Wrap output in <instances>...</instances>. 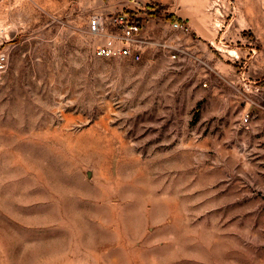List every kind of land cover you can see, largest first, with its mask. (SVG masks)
<instances>
[{"label":"rangeland","instance_id":"rangeland-1","mask_svg":"<svg viewBox=\"0 0 264 264\" xmlns=\"http://www.w3.org/2000/svg\"><path fill=\"white\" fill-rule=\"evenodd\" d=\"M122 1L0 0V264H264V0Z\"/></svg>","mask_w":264,"mask_h":264},{"label":"built area","instance_id":"built-area-1","mask_svg":"<svg viewBox=\"0 0 264 264\" xmlns=\"http://www.w3.org/2000/svg\"><path fill=\"white\" fill-rule=\"evenodd\" d=\"M100 16L92 17L88 22V29L92 33L100 32L102 29L103 21ZM112 24L117 25L120 28V32L117 33V46L103 45L99 46L95 50V54L100 57H113L123 56L131 57L134 60L140 58L139 54L135 52V49L141 43V25L131 22L130 18L126 14L117 15V18L112 19ZM178 27L177 23L173 24ZM243 86L246 91H252L253 93L260 95L263 91V85L260 81H250L247 77L243 79ZM250 104H255L263 111L264 118V105L258 104L254 99H249ZM251 122V112L244 111L241 115V123L248 125Z\"/></svg>","mask_w":264,"mask_h":264},{"label":"crops","instance_id":"crops-1","mask_svg":"<svg viewBox=\"0 0 264 264\" xmlns=\"http://www.w3.org/2000/svg\"><path fill=\"white\" fill-rule=\"evenodd\" d=\"M119 2H121V4L118 5L119 9H121L122 7H125L126 4L122 0H119ZM139 9H141V8L139 7ZM134 11H136V12H134V14H136L137 16H141V15L144 14L140 10L139 11L138 10H134ZM203 23H204V21H203ZM230 27H231V24L227 25V28L228 29ZM227 31L232 34V36L234 37V39H237V40L238 39H241V41L245 40V38H244L243 34L241 33V31H235L234 29L227 30ZM196 33H197L196 35L199 36V42L201 41L200 42L201 43V46L202 45L214 46V44H216L218 46L219 43L224 44V41H222V40H224V36L218 34L219 33L218 30H215V32L209 31V35H207L206 33H205V35H203L202 32L200 34L197 31H196ZM142 34H143L144 37L147 36V30H144V27L142 28ZM170 39L171 38H169V37L167 38V40H169V41H170ZM232 40H233V38H232ZM228 41L226 40V42H228ZM217 46H216V49H217ZM212 50L214 51V48H212ZM234 50L236 51V54H234V55H236L237 57H240L239 55H243L245 53V50L246 49L245 50H242L240 48H235ZM213 56L215 57V59L213 60V65H214V67L216 69H219L218 70V73H223L222 72L223 71L222 69H225L226 72H228V71L232 70L233 67H235L234 64L224 63L222 60H220L219 57H218V52H215V54H213ZM171 57H172V55H171ZM237 64H239V63H237ZM237 69L239 71H242V68H240V67H238ZM241 74H243V73H241Z\"/></svg>","mask_w":264,"mask_h":264},{"label":"trees","instance_id":"trees-1","mask_svg":"<svg viewBox=\"0 0 264 264\" xmlns=\"http://www.w3.org/2000/svg\"><path fill=\"white\" fill-rule=\"evenodd\" d=\"M150 14H152V12H150Z\"/></svg>","mask_w":264,"mask_h":264}]
</instances>
